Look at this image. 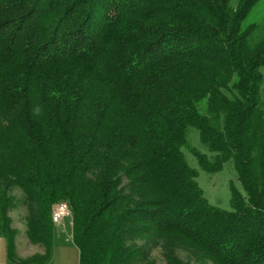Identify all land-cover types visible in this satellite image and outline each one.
I'll list each match as a JSON object with an SVG mask.
<instances>
[{"label": "trees", "instance_id": "obj_1", "mask_svg": "<svg viewBox=\"0 0 264 264\" xmlns=\"http://www.w3.org/2000/svg\"><path fill=\"white\" fill-rule=\"evenodd\" d=\"M261 1L0 0L9 260L49 259L65 202L79 264H156L155 248L167 264H264V24L253 41L260 24L245 22ZM183 148L206 173L231 164L230 210L208 202ZM19 208L43 255L16 259Z\"/></svg>", "mask_w": 264, "mask_h": 264}, {"label": "rangeland", "instance_id": "obj_2", "mask_svg": "<svg viewBox=\"0 0 264 264\" xmlns=\"http://www.w3.org/2000/svg\"><path fill=\"white\" fill-rule=\"evenodd\" d=\"M239 0H231V5L235 6ZM257 22L260 24L259 28L254 32L252 40L256 41L261 38L263 33L264 24V0L258 3L250 12L246 19V23ZM262 23V24H261ZM264 75V67L261 69ZM262 97L264 99V83L262 85ZM188 145L190 147H195L202 152H206L203 145L200 143L198 132L194 129H190L187 137ZM184 155L188 164L198 171V176L196 181L198 185L204 192V196L208 202L214 206L221 209L230 210L229 200H230V186L233 185L236 189L241 190L240 184L236 178L235 171L230 163L224 165L223 169L217 173L209 174L201 170L196 162L194 156L186 148H183ZM17 200L22 199V192L20 189L14 188L11 192ZM23 209L19 208L14 210L11 214L13 217V224L17 225L19 218L23 215ZM178 255L183 260H190L185 252L179 251ZM150 258L153 259L156 264H167L161 254L159 248H155L150 253ZM192 264H200L191 260ZM209 264V263H207Z\"/></svg>", "mask_w": 264, "mask_h": 264}, {"label": "crops", "instance_id": "obj_3", "mask_svg": "<svg viewBox=\"0 0 264 264\" xmlns=\"http://www.w3.org/2000/svg\"><path fill=\"white\" fill-rule=\"evenodd\" d=\"M10 215L12 217V214ZM12 225L18 231L15 238L16 259H26L33 255L44 254V249L41 246L27 242L25 237L26 223L24 220L20 219L17 225L13 223ZM53 226L50 256L45 262L21 263L17 260H9L6 251V241L3 237H0V264H79V250L73 244L71 237V218H64L54 223Z\"/></svg>", "mask_w": 264, "mask_h": 264}, {"label": "built area", "instance_id": "obj_4", "mask_svg": "<svg viewBox=\"0 0 264 264\" xmlns=\"http://www.w3.org/2000/svg\"><path fill=\"white\" fill-rule=\"evenodd\" d=\"M53 222L57 223L64 218H71V213L68 205L65 202H59L52 208Z\"/></svg>", "mask_w": 264, "mask_h": 264}]
</instances>
